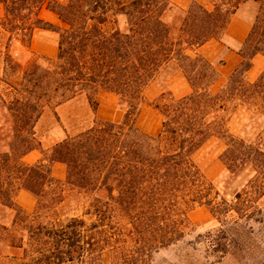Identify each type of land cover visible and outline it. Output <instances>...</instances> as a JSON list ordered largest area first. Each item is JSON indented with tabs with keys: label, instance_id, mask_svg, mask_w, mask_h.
<instances>
[{
	"label": "trees",
	"instance_id": "trees-1",
	"mask_svg": "<svg viewBox=\"0 0 264 264\" xmlns=\"http://www.w3.org/2000/svg\"><path fill=\"white\" fill-rule=\"evenodd\" d=\"M243 1L194 3L170 22L168 0H0V210L13 214L0 222L4 264H148L184 242L197 208L223 227L261 213L264 132L247 142L229 123L239 108L264 111V71L247 79L264 57V0H252L259 10L242 61L220 88L218 71L198 53L224 34ZM37 31L58 35L56 58L14 60L13 45L29 47ZM170 65L191 93L160 96L163 121L150 136L137 126L144 95ZM100 91L117 98L121 119L95 118L45 152L36 137L45 112L85 96L96 113ZM212 143L223 146L218 160L231 179L246 175L242 189L228 194L206 178L198 156ZM34 151L42 158L27 164ZM56 163L66 167L65 184L52 176ZM64 187L82 197V216L63 217ZM21 191L36 200L32 213L17 203Z\"/></svg>",
	"mask_w": 264,
	"mask_h": 264
},
{
	"label": "rangeland",
	"instance_id": "rangeland-1",
	"mask_svg": "<svg viewBox=\"0 0 264 264\" xmlns=\"http://www.w3.org/2000/svg\"><path fill=\"white\" fill-rule=\"evenodd\" d=\"M69 0H61L65 4ZM259 6H257V12ZM42 18L61 27L58 18L45 12ZM181 18V13L175 8H170L168 19L170 22ZM58 51V35L50 31H37L30 43V46L14 44L12 47V57L14 60L25 63L35 56L55 59ZM177 71L175 66H168L159 75L145 92V104L141 109L137 120L138 128L145 134L158 133L162 125V117L155 108L157 100L163 93H169L165 81L169 75ZM225 83V81H224ZM224 83H220V88ZM163 93L160 94L159 92ZM85 96L78 99L85 100ZM114 101L108 99L101 102L100 115L87 114L85 117L77 118V99L67 103L66 109L62 113L46 111L42 119L36 126V137L41 143L45 152L58 143L62 142L67 135H76L87 129L96 118L101 122H117L121 119L118 107V100L112 95ZM97 99V96H96ZM99 106V105H98ZM91 110V108H89ZM230 133L247 142L253 141L264 132V111H251L246 108L236 110L229 123ZM223 146L219 143H212L207 146L198 156V161L205 173L206 178L219 186L218 188L231 194L240 190L246 183V175H241L238 179H231L225 172L224 166L218 160ZM42 158L39 151H34L26 160L27 164H34ZM50 155L47 156V159ZM58 163L54 164L57 165ZM53 165V166H54ZM61 166L62 178H57V173L52 169V176L61 184L66 182V167ZM65 201L62 205V215L64 218L80 217L83 214L84 201L77 196V191H71L64 187ZM17 203L25 211L32 213L36 206V200L26 191H21L17 196ZM260 214L248 221H239V226L231 223V218H227L225 227L221 226L212 217L206 208H197L191 215L190 220L194 226L193 231L186 234L182 243L174 245L166 250L154 254L148 264H264V198L257 206ZM13 214L0 210V222L7 223ZM5 254L9 251H4ZM13 254L21 255V251H13ZM0 264H4L0 259ZM105 264H110L107 260Z\"/></svg>",
	"mask_w": 264,
	"mask_h": 264
},
{
	"label": "crops",
	"instance_id": "crops-1",
	"mask_svg": "<svg viewBox=\"0 0 264 264\" xmlns=\"http://www.w3.org/2000/svg\"><path fill=\"white\" fill-rule=\"evenodd\" d=\"M168 1L171 8H175L179 11H187L194 3H198L199 5L206 8H212L211 0H168ZM257 6L258 4L252 0L243 1L240 4L237 12L231 18L224 34L217 40L209 41L198 51V53L218 71L220 75L218 85H220V83H224V81H226L228 76L239 67L242 61L240 57V52L251 32L252 25L256 17ZM45 12L48 11H44L43 13ZM50 58L53 57L50 56ZM263 71H264V57L257 56L253 61V67L247 74V79L253 83L257 80V78ZM165 84L169 93L175 99L186 97L191 93V87L188 81L186 80L182 72L179 70L169 75L165 81ZM159 93L162 94L163 92L160 91ZM107 97H112V95L102 91L97 93L96 100L99 105L97 114L100 115L101 102L108 99ZM108 100L114 101L113 98H109ZM66 105L67 103L58 107L56 112L58 111L59 114L64 112L66 109L65 108ZM89 108L91 107L89 105L87 98H85V100H81L77 98V118L85 117L89 113H91V115L93 116L96 115V113H94L92 109L90 110ZM157 134L158 133H151L148 135L156 136ZM32 153L26 156L24 161ZM52 169L57 173V178L61 179L62 178L61 166L57 164L52 166Z\"/></svg>",
	"mask_w": 264,
	"mask_h": 264
}]
</instances>
